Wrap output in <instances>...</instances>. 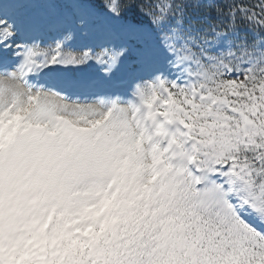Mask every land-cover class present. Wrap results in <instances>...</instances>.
<instances>
[{
	"label": "snow or ice",
	"instance_id": "1",
	"mask_svg": "<svg viewBox=\"0 0 264 264\" xmlns=\"http://www.w3.org/2000/svg\"><path fill=\"white\" fill-rule=\"evenodd\" d=\"M0 264H264V0H0Z\"/></svg>",
	"mask_w": 264,
	"mask_h": 264
}]
</instances>
